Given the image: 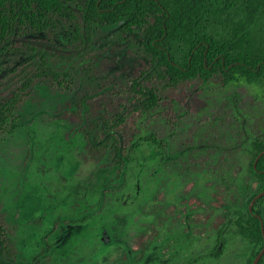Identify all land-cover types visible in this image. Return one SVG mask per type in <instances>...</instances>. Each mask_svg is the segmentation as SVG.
I'll return each instance as SVG.
<instances>
[{"label": "trees", "instance_id": "1", "mask_svg": "<svg viewBox=\"0 0 264 264\" xmlns=\"http://www.w3.org/2000/svg\"><path fill=\"white\" fill-rule=\"evenodd\" d=\"M0 64V142L29 100L61 91L67 97L57 116L94 157L116 165L137 158L143 139L156 141L159 116L194 117L209 84L239 83L249 100L243 98L238 134L243 162L240 177L224 180L232 200L239 182L240 197L225 222L239 214V264H252L264 242L261 220L248 210L264 190V154L260 171L253 167L264 149V111L253 108L264 101V0H0ZM216 158L222 176H233L228 153ZM253 211L264 225V195ZM6 227L0 218V256L10 253Z\"/></svg>", "mask_w": 264, "mask_h": 264}, {"label": "flooded vegetation", "instance_id": "2", "mask_svg": "<svg viewBox=\"0 0 264 264\" xmlns=\"http://www.w3.org/2000/svg\"><path fill=\"white\" fill-rule=\"evenodd\" d=\"M232 86L236 90L231 96L218 95L234 103L225 112L229 115L232 111L233 120L215 119L210 113L197 122L193 133H183L182 117L192 113L175 111L178 118L174 121L159 116L154 122L164 125L163 129L155 126L154 143L140 142L137 158H126L117 165L108 159L115 176L107 177L98 193L61 191V214L42 229L29 228L28 255H18L15 234L6 227L10 253L0 256L3 264H220V258H234L239 264V214L236 222L225 221L227 214L231 217L232 203L238 202L240 187L238 182L232 200L224 179L240 177L242 114L235 101L240 84L218 89L231 91ZM210 106L207 101L201 109ZM210 123L213 126L209 127ZM226 152L234 160L233 176H222L224 163L215 160L217 156L224 160ZM258 155L253 162L256 171H260ZM210 163H217L216 172L215 167L207 170ZM249 204L248 210L261 218L253 211L254 204L251 209Z\"/></svg>", "mask_w": 264, "mask_h": 264}, {"label": "rangeland", "instance_id": "3", "mask_svg": "<svg viewBox=\"0 0 264 264\" xmlns=\"http://www.w3.org/2000/svg\"><path fill=\"white\" fill-rule=\"evenodd\" d=\"M3 61H6L4 66L8 67L9 59ZM7 67L5 69L8 70ZM208 86L202 94L200 109L208 101L211 105L209 110L199 109L194 117L184 115L180 128L184 129L183 133H193L207 114L212 113L214 117L220 115L219 118L224 119L226 109L234 104L220 96L234 94V86L231 91L225 92H221L214 84ZM66 97L61 91H41L18 113L17 128L0 142V209L7 229L15 234L18 255L21 257L30 252L29 228L42 229L44 223L54 222L61 214L58 209L61 207V191L82 189L98 193L102 182L107 177L110 179L115 176V169L108 166V159L91 157L80 135L71 130L67 120L57 116L58 108ZM243 98L240 95L235 100L240 110L246 106H243ZM244 99L249 101L248 96ZM253 104L255 113L264 111V101ZM227 116L229 122L233 118L232 111ZM155 126L163 129L164 125L157 123ZM211 126L213 124L210 123ZM230 138H233V134ZM220 259V264L234 261V258Z\"/></svg>", "mask_w": 264, "mask_h": 264}, {"label": "water", "instance_id": "4", "mask_svg": "<svg viewBox=\"0 0 264 264\" xmlns=\"http://www.w3.org/2000/svg\"><path fill=\"white\" fill-rule=\"evenodd\" d=\"M263 153H264V150H262V151L259 153L258 157L261 156ZM263 194H264V191H261V192H258V193L253 197V199L251 200V202H250V204H249L250 209H251L252 205L254 204L256 198L259 197V196H261V195H263ZM260 220H261L262 231H264L263 221H262L261 218H260ZM263 253H264V242H263V246H262V248H261V249L259 250V252L255 255V257H254V259H253V261H252V264H257V261L259 260V258L262 256Z\"/></svg>", "mask_w": 264, "mask_h": 264}]
</instances>
